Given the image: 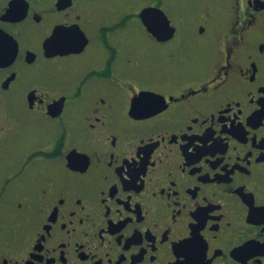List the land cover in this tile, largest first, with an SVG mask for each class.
Returning <instances> with one entry per match:
<instances>
[{"label": "flooded vegetation", "instance_id": "af4514ba", "mask_svg": "<svg viewBox=\"0 0 264 264\" xmlns=\"http://www.w3.org/2000/svg\"><path fill=\"white\" fill-rule=\"evenodd\" d=\"M0 264H264V0H0Z\"/></svg>", "mask_w": 264, "mask_h": 264}]
</instances>
